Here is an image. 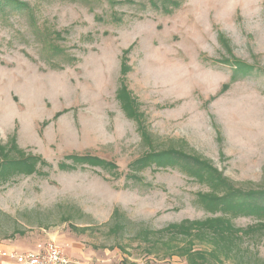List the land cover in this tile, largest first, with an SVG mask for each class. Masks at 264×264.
Here are the masks:
<instances>
[{"label":"rangeland","instance_id":"obj_1","mask_svg":"<svg viewBox=\"0 0 264 264\" xmlns=\"http://www.w3.org/2000/svg\"><path fill=\"white\" fill-rule=\"evenodd\" d=\"M18 1L0 8V145L15 139L46 165L0 183V257L52 243L74 264H187L175 246L191 238L161 232L219 216L199 201L209 187L178 168L133 164L174 147L238 189H264V0ZM71 154L114 168L73 165ZM115 211L127 221L114 232ZM257 223L264 217L232 219ZM193 240L192 251L212 250ZM215 264H264V235Z\"/></svg>","mask_w":264,"mask_h":264},{"label":"trees","instance_id":"obj_2","mask_svg":"<svg viewBox=\"0 0 264 264\" xmlns=\"http://www.w3.org/2000/svg\"><path fill=\"white\" fill-rule=\"evenodd\" d=\"M5 6L18 10L25 5L18 0H0V8H5ZM54 35L58 37L57 33H54ZM49 49L52 53L60 52L54 46L49 47ZM236 63L238 72L244 73L250 70L249 66L240 62ZM125 69L127 70L122 65L121 70L126 72ZM117 96L129 118L139 121V114L135 112L134 101L130 98L124 86H121ZM141 135L145 139L144 142H152L150 134L144 133L142 130ZM66 159L71 160L73 165L85 163L103 169L114 168V164L88 154H71L67 155ZM151 164L160 168H178L187 176L206 184L209 187V192L198 196L200 203L210 213H221L219 216L206 218L202 221H185L170 226L164 232H161L162 234L182 235L192 239H190L188 245L175 246L178 249L175 255L185 256L187 264H215L216 261L223 263L226 259H234L239 255L245 237L250 238L256 235L262 237L264 235V223H257L246 229L236 228L232 224V219L238 215H253L259 219L264 217V189L259 191L238 189L200 157L189 156L174 147L165 151L149 152L144 158L134 162L133 165L135 171H140L142 167ZM45 165V162L39 156L26 154L19 149L15 139H12L9 145H0V183L8 182L13 176H29L40 173L38 166ZM59 167L73 169L74 166H66L61 162ZM120 217L124 218H121V223L124 224L127 220L123 215H120L117 211L112 215V222L114 221V224L117 225V228H111L114 232L118 230ZM149 235L153 234H149L145 230L141 239L144 240L147 246L151 243L156 245L158 239L149 238ZM193 239L208 242L212 250L209 252L192 251ZM123 264H125V261Z\"/></svg>","mask_w":264,"mask_h":264},{"label":"built area","instance_id":"obj_3","mask_svg":"<svg viewBox=\"0 0 264 264\" xmlns=\"http://www.w3.org/2000/svg\"><path fill=\"white\" fill-rule=\"evenodd\" d=\"M37 252L17 253L15 251L3 252L1 255L14 264H74L66 259L62 251L54 244L47 243L37 246ZM76 264V263H75Z\"/></svg>","mask_w":264,"mask_h":264},{"label":"crops","instance_id":"obj_4","mask_svg":"<svg viewBox=\"0 0 264 264\" xmlns=\"http://www.w3.org/2000/svg\"><path fill=\"white\" fill-rule=\"evenodd\" d=\"M9 249V248H8ZM11 262H8L5 258L2 256L0 257V264H10Z\"/></svg>","mask_w":264,"mask_h":264}]
</instances>
